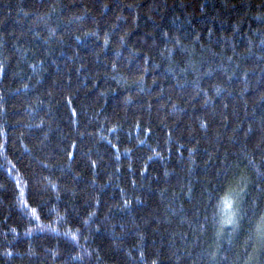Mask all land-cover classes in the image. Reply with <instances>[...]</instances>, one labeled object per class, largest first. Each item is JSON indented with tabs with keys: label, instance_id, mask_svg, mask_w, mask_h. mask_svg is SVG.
Wrapping results in <instances>:
<instances>
[{
	"label": "trees",
	"instance_id": "16d2710c",
	"mask_svg": "<svg viewBox=\"0 0 264 264\" xmlns=\"http://www.w3.org/2000/svg\"><path fill=\"white\" fill-rule=\"evenodd\" d=\"M0 264H264V0H0Z\"/></svg>",
	"mask_w": 264,
	"mask_h": 264
}]
</instances>
